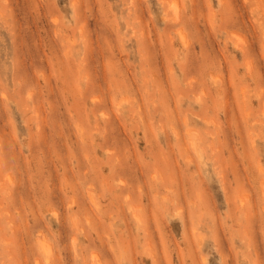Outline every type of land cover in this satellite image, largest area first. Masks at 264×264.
Here are the masks:
<instances>
[{
  "label": "rangeland",
  "instance_id": "374dc122",
  "mask_svg": "<svg viewBox=\"0 0 264 264\" xmlns=\"http://www.w3.org/2000/svg\"><path fill=\"white\" fill-rule=\"evenodd\" d=\"M220 2L0 0V264H264V0Z\"/></svg>",
  "mask_w": 264,
  "mask_h": 264
},
{
  "label": "bare ground",
  "instance_id": "6f19581e",
  "mask_svg": "<svg viewBox=\"0 0 264 264\" xmlns=\"http://www.w3.org/2000/svg\"><path fill=\"white\" fill-rule=\"evenodd\" d=\"M219 2H220V0H218ZM255 2V1H254ZM222 2H220V4H221ZM257 3V2H256ZM256 5V4H255ZM257 7V6H256ZM251 8V7H250ZM264 12V11H263ZM257 21V20H256ZM231 22V21H230ZM254 22H255V20H254ZM229 23V22H228ZM236 45V44H235ZM261 47H262V45H261ZM185 48V47H184ZM250 48V47H249ZM241 49V48H240ZM248 50V49H247ZM245 62H246V59H245ZM248 63V62H247ZM245 65H246V63H245ZM250 65V64H249ZM248 66V65H247ZM246 68H248V67H246ZM251 69V68H250ZM235 70V69H234ZM251 71V70H250ZM185 73V72H184ZM190 85V84H189ZM262 89H263V87H262ZM264 95V94H263ZM243 98V97H242ZM244 99V98H243ZM244 101V100H243ZM264 102V101H263ZM261 107H264V105L263 106H261ZM226 108V107H225ZM264 109V108H263ZM263 109H261V111L263 110ZM227 113V112H226ZM225 114V113H224ZM226 119V118H225ZM209 122V121H208ZM214 124V123H213ZM192 137H193V135H192ZM191 137V138H192ZM90 197H91V195H90Z\"/></svg>",
  "mask_w": 264,
  "mask_h": 264
}]
</instances>
